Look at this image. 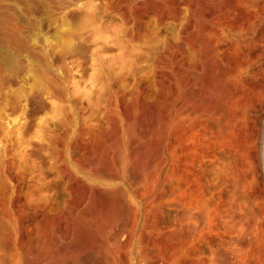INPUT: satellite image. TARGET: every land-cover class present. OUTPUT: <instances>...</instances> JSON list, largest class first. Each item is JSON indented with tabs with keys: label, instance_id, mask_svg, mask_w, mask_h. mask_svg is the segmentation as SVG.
Returning <instances> with one entry per match:
<instances>
[{
	"label": "rangeland",
	"instance_id": "1",
	"mask_svg": "<svg viewBox=\"0 0 264 264\" xmlns=\"http://www.w3.org/2000/svg\"><path fill=\"white\" fill-rule=\"evenodd\" d=\"M0 4V264H264V0Z\"/></svg>",
	"mask_w": 264,
	"mask_h": 264
},
{
	"label": "bare ground",
	"instance_id": "2",
	"mask_svg": "<svg viewBox=\"0 0 264 264\" xmlns=\"http://www.w3.org/2000/svg\"><path fill=\"white\" fill-rule=\"evenodd\" d=\"M2 2V0H0V3ZM1 5L2 4H0V7H1ZM3 6V5H2ZM2 8V7H1ZM1 8H0V11H1ZM4 9V8H3ZM2 9V10H3ZM1 18V17H0ZM1 23H3L2 21H1ZM13 29H16L17 30V27L16 26H14V27H12V29H11V31L13 30ZM16 33V32H15ZM11 34L12 33H10L9 32V30H6V29H4V36H5V42L6 43H8V40H9V38H11ZM37 40V39H36ZM23 45H25L24 43H23ZM58 46H59V49H60V51L61 52H67V51H69L70 50V36H65V37H63L60 41H59V43H58ZM23 47H26V46H23ZM7 60L8 59V57L6 56V57H3V59L2 60ZM220 114V113H219ZM231 116V114L230 113H226V112H222V114H221V118H219L218 120H216V121H214V126L218 129V131L220 132V133H222V132H224V131H226L227 130V119L229 118ZM223 117H224V119H223ZM215 128V129H216ZM219 135H221V134H219ZM260 148V147H259ZM261 148L263 149V142L261 143ZM260 148V149H261ZM261 149V150H262ZM259 152H260V150H259ZM229 153V152H228ZM246 154H248V151L246 152ZM250 154V153H249ZM256 155V154H255ZM251 156H252V154H251ZM228 159H231V161L229 162V164L227 165L228 166V171L230 172V173H233L234 172V163H235V158H231V157H228ZM241 163L242 164H244V161L243 160H241ZM248 174V173H247ZM246 174V175H247ZM246 175L243 173V174H238V175H232L233 176V180H234V189H236V191H237V193L239 194V195H241L242 194V192L240 191V189H241V187H240V185H238L239 184V182L240 181H242V180H244L245 178H246ZM249 175V174H248ZM264 188V187H263ZM262 191V190H261ZM122 219V218H121ZM119 221V220H118ZM121 222H124L123 221V219H122V221ZM113 223V222H112ZM114 224V223H113ZM122 225H123V223H121ZM116 225V224H115ZM116 232V231H115ZM94 255V254H93ZM100 256V255H99ZM87 258V257H86ZM225 258V257H224ZM99 259V258H98ZM97 259V262H96V264H109L108 262H106L107 261V259L106 258H104V259H102V260H98ZM91 262V261H90ZM229 263V262H228Z\"/></svg>",
	"mask_w": 264,
	"mask_h": 264
}]
</instances>
